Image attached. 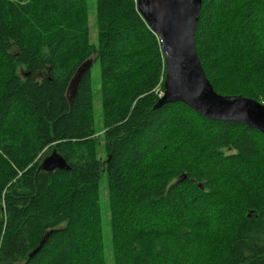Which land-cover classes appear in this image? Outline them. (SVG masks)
I'll return each instance as SVG.
<instances>
[{
    "label": "trees",
    "instance_id": "obj_1",
    "mask_svg": "<svg viewBox=\"0 0 264 264\" xmlns=\"http://www.w3.org/2000/svg\"><path fill=\"white\" fill-rule=\"evenodd\" d=\"M136 8L95 0L92 44L87 0H0V264H106L103 173L113 264H264V135L155 108L164 59ZM194 44L217 94L264 105V0H203ZM88 60L98 93L89 73L69 105ZM54 150L68 170L40 168Z\"/></svg>",
    "mask_w": 264,
    "mask_h": 264
},
{
    "label": "water",
    "instance_id": "obj_2",
    "mask_svg": "<svg viewBox=\"0 0 264 264\" xmlns=\"http://www.w3.org/2000/svg\"><path fill=\"white\" fill-rule=\"evenodd\" d=\"M135 1L139 14L158 38L164 59L163 95L155 108L180 102L206 119L237 122L264 135V105L243 96L219 95L205 76L194 44L203 0ZM92 65L93 60L85 61L74 72L66 90L69 105ZM40 168L45 172L68 170L64 158L55 150ZM42 245L43 242L29 258Z\"/></svg>",
    "mask_w": 264,
    "mask_h": 264
},
{
    "label": "rangeland",
    "instance_id": "obj_3",
    "mask_svg": "<svg viewBox=\"0 0 264 264\" xmlns=\"http://www.w3.org/2000/svg\"><path fill=\"white\" fill-rule=\"evenodd\" d=\"M87 3H88V19H89V40L92 44H97V30L95 26V0H87ZM21 71L22 69H20V73ZM90 77L92 81L93 92L98 93L99 90L98 64L95 63L92 65L90 69ZM101 111H102V107H101L100 99L98 96L95 95L93 100V115H94V130L97 136L98 135L101 136L103 132ZM48 156H45L43 159L47 158ZM98 158L102 160L105 158L102 144L99 145L98 147ZM107 194L108 193L106 190V175L105 173H103L99 187V204L102 215L101 223H102V233H103V242H104V259L106 264H113L111 234H110V216H109V205H108Z\"/></svg>",
    "mask_w": 264,
    "mask_h": 264
},
{
    "label": "built area",
    "instance_id": "obj_4",
    "mask_svg": "<svg viewBox=\"0 0 264 264\" xmlns=\"http://www.w3.org/2000/svg\"><path fill=\"white\" fill-rule=\"evenodd\" d=\"M162 95H163V93L161 92L160 95H159V97H161Z\"/></svg>",
    "mask_w": 264,
    "mask_h": 264
}]
</instances>
